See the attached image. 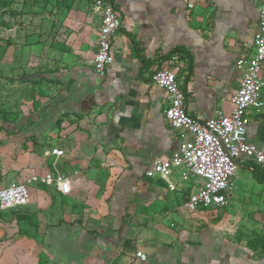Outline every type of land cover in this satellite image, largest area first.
Segmentation results:
<instances>
[{
	"label": "crops",
	"instance_id": "1",
	"mask_svg": "<svg viewBox=\"0 0 264 264\" xmlns=\"http://www.w3.org/2000/svg\"><path fill=\"white\" fill-rule=\"evenodd\" d=\"M259 1L111 0L121 24L102 74L92 67L99 15L91 8L93 20L86 21L72 11L70 21L80 26L75 49L61 54V67L49 71L57 74L59 89L45 97V114L36 122H12L0 148V187L11 175L31 191L38 187L19 210L0 208V264H264V170L250 158L236 159L225 191L228 210L204 225L196 222L201 209L191 213L185 206L199 179L184 182L174 172L169 187L157 175H144L155 159L170 157L181 140L190 138L164 118L166 94L153 85L151 74L159 68L175 72L185 109L194 119L230 111L241 77L234 61L252 52ZM46 49L50 56L52 49ZM248 116L247 140L264 150V113L250 108ZM57 118L60 130L54 126ZM57 133L61 137L46 142V153L18 150L30 137ZM54 147L64 154L50 155ZM5 151L9 156L2 155ZM46 173L67 177L69 193L47 181ZM70 200H77L79 211L94 202L106 207L101 215L69 216L61 208ZM53 203L63 215L58 212L47 233L52 237L78 230L74 246L80 253L40 262L25 256L34 248L30 217L40 205L55 209ZM229 216L249 220L256 231L238 230L235 238L227 237L220 225ZM19 228L20 238L30 240L26 249Z\"/></svg>",
	"mask_w": 264,
	"mask_h": 264
},
{
	"label": "built area",
	"instance_id": "2",
	"mask_svg": "<svg viewBox=\"0 0 264 264\" xmlns=\"http://www.w3.org/2000/svg\"><path fill=\"white\" fill-rule=\"evenodd\" d=\"M193 3H187L192 9ZM92 11L99 15L97 46L92 67L97 74H102L110 63L111 38L121 24L120 15L111 0H92ZM258 27L253 35V49L247 56H239L234 67L241 73L237 88L231 96L232 106L226 113H217L205 120L194 119L185 109V95L176 81V74L168 68L155 70L150 80L166 94L167 104L164 118L175 129L190 135L189 139L179 142L176 151L167 158L155 159L152 167L144 171L146 177L157 175L169 187L173 184L169 178L175 173L181 181L199 179L194 191L185 201L189 212L209 207H221L226 204L225 191L236 170V159L240 156L250 158L264 170V150L258 149L247 140L249 125L248 109L264 113V79L261 70L264 63V0L257 7ZM50 155L61 157L64 150L51 148ZM62 194H68V178L59 174H47ZM29 200L28 188L23 182L10 181L0 187V208L19 210Z\"/></svg>",
	"mask_w": 264,
	"mask_h": 264
},
{
	"label": "rangeland",
	"instance_id": "3",
	"mask_svg": "<svg viewBox=\"0 0 264 264\" xmlns=\"http://www.w3.org/2000/svg\"><path fill=\"white\" fill-rule=\"evenodd\" d=\"M52 1L0 0V101H2L0 104V148L5 145V133H7L6 129H10V124L12 122L14 125L31 123L32 120L36 122L38 119L36 117L43 115L45 97L54 94L59 89L57 74L52 76L49 71L61 67V54L64 52L70 54L75 49L73 47L79 37L77 31L80 26H75L70 21L72 11L76 12L73 15L82 16L81 19L93 20L90 0H56L55 3ZM86 28H90V24ZM86 31L89 32L88 29ZM48 47L52 49L50 56L46 54ZM58 118L54 122V126L60 130L61 122ZM11 120L13 121L11 122ZM48 137L43 135L40 139L30 137L18 150L25 152L26 148H29L35 154L46 153V146L49 145H46V142L56 140L61 136L57 133ZM2 155L9 156V152L5 151ZM47 174H44V178ZM10 179L11 181L22 180L12 175ZM26 186L29 195L38 191L36 186L34 191H31L27 184ZM105 192L106 190H104ZM63 203L61 211H65L69 216H90L91 213L92 215L95 213L101 215L106 207L104 202H94L79 211L76 210L77 200ZM53 206L55 209L52 208V210L41 205L37 206L33 210V216L30 217V227L34 229V233L30 234V237L34 240V248L27 250L26 253L24 251L23 255L25 253V256L27 254L33 256L40 262L43 258L56 259L59 255L75 258L76 254L80 253L75 250L74 246L76 239L79 238L78 230L71 234H58L52 237L47 233L48 225L55 223L58 215H63L60 213L57 203H53ZM225 210L228 208L224 205L201 209L200 217L196 222L204 225L209 221H218L224 215ZM48 213L52 215L50 218H46ZM210 216L211 218H209ZM220 227L227 237L233 238L238 230H245L248 235L251 231H256L255 226L249 220L232 216L227 217ZM22 233L20 229L18 239L20 244L25 241L22 247L26 249V241L30 240L26 238L22 240L20 238ZM48 236L50 240L47 238Z\"/></svg>",
	"mask_w": 264,
	"mask_h": 264
},
{
	"label": "trees",
	"instance_id": "4",
	"mask_svg": "<svg viewBox=\"0 0 264 264\" xmlns=\"http://www.w3.org/2000/svg\"><path fill=\"white\" fill-rule=\"evenodd\" d=\"M4 121H6V118H4ZM13 120H11V122H12ZM74 222H76V223H78V224H80V222L79 221H72V222H70V224H73Z\"/></svg>",
	"mask_w": 264,
	"mask_h": 264
}]
</instances>
